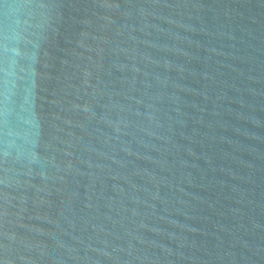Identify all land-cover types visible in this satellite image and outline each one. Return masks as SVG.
<instances>
[{
	"label": "water",
	"instance_id": "obj_1",
	"mask_svg": "<svg viewBox=\"0 0 264 264\" xmlns=\"http://www.w3.org/2000/svg\"><path fill=\"white\" fill-rule=\"evenodd\" d=\"M0 264H264V0H0Z\"/></svg>",
	"mask_w": 264,
	"mask_h": 264
}]
</instances>
